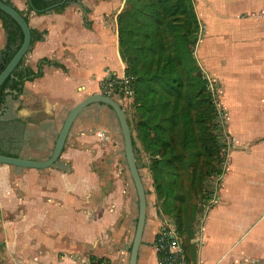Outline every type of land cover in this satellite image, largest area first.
Segmentation results:
<instances>
[{"label": "crops", "instance_id": "1", "mask_svg": "<svg viewBox=\"0 0 264 264\" xmlns=\"http://www.w3.org/2000/svg\"><path fill=\"white\" fill-rule=\"evenodd\" d=\"M3 1L26 18L30 30L44 36L23 59L41 76L25 82L20 93L6 92L0 152L46 160L67 113L99 94L109 73H124L116 24L123 0H79L45 14L30 12L27 0ZM249 13L253 7L236 15ZM259 22L243 20L250 37L243 33L211 45L234 48L230 59L238 72L231 81L244 86L231 94V126H253L239 137L253 145L231 155L218 204L209 211L200 237L192 240L197 246L190 264H264V33ZM7 27L0 19V52ZM214 65L219 71L230 66L221 58ZM122 152L114 114L93 104L73 123L57 167L18 173L0 165V264H90L91 258L128 264L135 206ZM242 214L249 218L243 220ZM152 244L143 240L137 264H159Z\"/></svg>", "mask_w": 264, "mask_h": 264}, {"label": "trees", "instance_id": "2", "mask_svg": "<svg viewBox=\"0 0 264 264\" xmlns=\"http://www.w3.org/2000/svg\"><path fill=\"white\" fill-rule=\"evenodd\" d=\"M77 2L27 0V5L30 12L45 14L61 12ZM0 19L11 27H7L6 45L0 52L1 72L21 45L22 32L1 11ZM116 24L124 74L132 77L133 97L127 104L132 109L133 123L127 120L136 160L138 163L140 158L138 142L149 158L156 214L169 217L189 245L198 206L212 198L207 184L211 177L223 173L227 155L220 139L223 120L214 98L216 91L211 90L195 56L201 26L194 3L123 0ZM30 32L31 45L43 39V33ZM40 76V70L32 72L22 60L0 87V108L7 91L20 93L25 82ZM122 108L127 115L126 108ZM187 157L186 167L182 168L180 164ZM107 263L90 259V264Z\"/></svg>", "mask_w": 264, "mask_h": 264}, {"label": "rangeland", "instance_id": "3", "mask_svg": "<svg viewBox=\"0 0 264 264\" xmlns=\"http://www.w3.org/2000/svg\"><path fill=\"white\" fill-rule=\"evenodd\" d=\"M194 3L195 11L198 16L199 24L201 26V34H200V43L196 47L195 56L198 64L203 70L209 82L213 84V88L216 91L214 94V98L218 103L219 112L222 114L221 118L223 122L222 130H221V142L225 145V151L227 153L226 158L223 163V170L221 175L218 177L214 176L210 178V183L207 184V188L212 191V198L208 202H204L200 204L199 210L196 213L195 221H193V225L191 228L193 230L192 239H189V245H186L184 237L180 236L176 226L173 221L169 217L159 216L156 214V206H155V195L154 189L152 185V179L150 172L148 170L149 158L147 155L142 152L141 146L138 142H136L137 148L140 150V158L138 161L139 172L147 192V201H148V212H147V221L145 227V233L143 236V240L146 241H154L155 234L158 232L159 228L164 225V223L170 224L176 230L177 236L181 242V247L185 253L187 263H194L193 261V252L197 246V242L192 240H196L201 235V230L204 224V221L211 209L217 206L218 200L220 197L221 189L225 182V177L229 173V164L231 160V155L235 151L246 152L253 145L252 142H239V137L242 136V130H244L245 135L253 130V126L247 125H236L231 126V103L233 101L232 95L240 92L239 86H244L243 81L238 80V82H234L231 80H235L231 78V76L235 77V73L238 72L237 66L234 63V60H231V53L234 49L229 51L230 46H212V43L219 44L223 43V39L225 41L230 39H239L243 33L246 37H250V31L242 26V22H247L248 20L253 19V23L260 21L263 26L264 33V0H192ZM117 5L118 2L114 1ZM253 7V13L249 14H238V12H248ZM259 7V8H257ZM256 10V11H255ZM259 22V23H260ZM249 25V24H247ZM206 33V34H205ZM218 40V41H217ZM234 54V53H233ZM236 54V53H235ZM234 54V55H235ZM232 55V56H234ZM221 58L225 62L226 65H230L226 67L224 70L219 71V69L214 65L210 66L211 62H218V59ZM234 63V64H233ZM242 74V72H240ZM221 78H220V76ZM226 78H225V77ZM223 80V81H222ZM222 81V82H221ZM227 85L228 93H225L224 84ZM225 93V95H224ZM232 94V95H231ZM128 101H125V108L127 113V118L130 119L131 124L133 123L132 117V109L127 104ZM127 105V107H126ZM234 127V128H233ZM239 129V130H238ZM134 134V133H133ZM105 148V147H101ZM186 161H188V157L182 160L180 166L182 168L186 167ZM253 161V160H252ZM251 161V162H252ZM126 166V165H125ZM124 166V167H125ZM127 171V168L125 167ZM128 175V179L126 184L128 188L131 189L133 203H134V215L131 221V227L128 231V238L130 242H132L136 219H137V197L135 194V190L130 180L128 171L126 172ZM212 200V201H211ZM211 214V213H210ZM241 218L243 220L249 218L248 215L242 214ZM192 224V223H191ZM187 236V234H185ZM185 245V246H184Z\"/></svg>", "mask_w": 264, "mask_h": 264}, {"label": "water", "instance_id": "4", "mask_svg": "<svg viewBox=\"0 0 264 264\" xmlns=\"http://www.w3.org/2000/svg\"><path fill=\"white\" fill-rule=\"evenodd\" d=\"M0 11L12 19L22 32L21 45L9 63L0 72L1 87L3 83L12 75L18 64L24 59L27 52L31 49L32 39L28 22L13 6L6 4L3 0H0ZM93 104L105 106L112 111L121 133L123 144L122 154L137 197V219L133 239L131 245L129 246L128 264H137L147 221V192L139 172L136 152L132 142L131 129L129 127L125 111L118 101L102 96L100 93L85 98L67 113L56 137L53 150L46 160L12 157L0 152V165L11 166L18 173L25 169L42 171L48 168L57 167L73 123L81 115V113L86 111L87 108Z\"/></svg>", "mask_w": 264, "mask_h": 264}, {"label": "built area", "instance_id": "5", "mask_svg": "<svg viewBox=\"0 0 264 264\" xmlns=\"http://www.w3.org/2000/svg\"><path fill=\"white\" fill-rule=\"evenodd\" d=\"M131 81L130 75L109 73L100 84V94L125 106V101H130L133 97ZM210 87L213 90L211 82ZM152 246L158 256L159 264H188L181 242L172 225L164 223L159 228Z\"/></svg>", "mask_w": 264, "mask_h": 264}]
</instances>
